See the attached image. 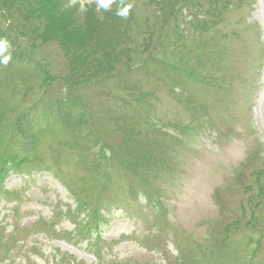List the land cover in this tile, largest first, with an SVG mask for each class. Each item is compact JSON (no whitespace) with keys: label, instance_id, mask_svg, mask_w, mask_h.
<instances>
[{"label":"rangeland","instance_id":"rangeland-1","mask_svg":"<svg viewBox=\"0 0 264 264\" xmlns=\"http://www.w3.org/2000/svg\"><path fill=\"white\" fill-rule=\"evenodd\" d=\"M0 42V264H264V0H0Z\"/></svg>","mask_w":264,"mask_h":264},{"label":"clouds","instance_id":"clouds-1","mask_svg":"<svg viewBox=\"0 0 264 264\" xmlns=\"http://www.w3.org/2000/svg\"><path fill=\"white\" fill-rule=\"evenodd\" d=\"M100 6H103L104 8L108 7V0H99ZM131 8V5H128L122 12L118 13L122 16H127L129 9ZM8 44L7 42H0V63L7 64L11 60V53L7 51Z\"/></svg>","mask_w":264,"mask_h":264}]
</instances>
